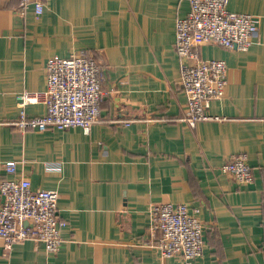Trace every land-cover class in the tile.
<instances>
[{"label":"crops","instance_id":"obj_1","mask_svg":"<svg viewBox=\"0 0 264 264\" xmlns=\"http://www.w3.org/2000/svg\"><path fill=\"white\" fill-rule=\"evenodd\" d=\"M226 9L253 16L256 33L246 51L199 47L203 59L225 62L227 86L209 102L220 119L190 126L180 120L186 98L174 49L183 0H43L39 16L0 0V178L15 161V178L58 193L66 222L56 253L0 239V264H264V0H228ZM80 51L102 67L101 122L86 134L12 126L16 97L45 91L47 59ZM25 112L42 116L45 106ZM237 153L251 184L220 169ZM161 203L197 210L199 257L163 258L152 247L148 209Z\"/></svg>","mask_w":264,"mask_h":264},{"label":"built area","instance_id":"obj_2","mask_svg":"<svg viewBox=\"0 0 264 264\" xmlns=\"http://www.w3.org/2000/svg\"><path fill=\"white\" fill-rule=\"evenodd\" d=\"M188 4L184 17L175 21L174 49L178 57L179 86L186 98L180 120L194 126L206 120H219L209 111V102L219 99L227 86V67L223 60L203 59L202 44L210 43L227 50L246 51L256 33L253 16L226 9L228 0H183ZM24 12L33 6L36 16L43 11V0H17ZM101 65L86 51L67 58L54 55L45 64L46 89L23 92L16 97L18 117L12 123L21 130L44 131L75 129L88 133L101 122L99 104ZM42 103V116L26 115L28 104ZM121 122V121H118ZM127 125V121H122ZM240 184H251V167L244 153L230 155L220 167ZM0 178V239L10 245L26 240L42 242L47 253H56L62 243L61 230L66 222L57 215L58 193L32 190L27 177L15 178L16 162L3 164ZM186 204L161 203L148 209L149 231L156 233L152 247L163 258L180 257L185 262L202 254L203 224Z\"/></svg>","mask_w":264,"mask_h":264}]
</instances>
